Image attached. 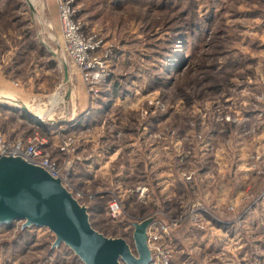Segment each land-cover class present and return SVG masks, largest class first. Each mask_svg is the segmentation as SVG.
<instances>
[{
	"label": "rangeland",
	"instance_id": "1",
	"mask_svg": "<svg viewBox=\"0 0 264 264\" xmlns=\"http://www.w3.org/2000/svg\"><path fill=\"white\" fill-rule=\"evenodd\" d=\"M54 1L0 0L5 141L44 139L92 227L132 250L152 218L167 264H264V0H72L91 75ZM22 222L0 224V264H83Z\"/></svg>",
	"mask_w": 264,
	"mask_h": 264
},
{
	"label": "water",
	"instance_id": "2",
	"mask_svg": "<svg viewBox=\"0 0 264 264\" xmlns=\"http://www.w3.org/2000/svg\"><path fill=\"white\" fill-rule=\"evenodd\" d=\"M20 108L39 118L25 104ZM12 221H23L22 228H48L54 234L52 246L63 243L83 264H148L151 261L147 228L152 218L132 222V250L123 238L107 237L95 230L87 207L74 198L59 178L21 156L0 154V224Z\"/></svg>",
	"mask_w": 264,
	"mask_h": 264
},
{
	"label": "built area",
	"instance_id": "3",
	"mask_svg": "<svg viewBox=\"0 0 264 264\" xmlns=\"http://www.w3.org/2000/svg\"><path fill=\"white\" fill-rule=\"evenodd\" d=\"M56 2L58 6L61 30L66 50L75 64L83 66V69L90 74L89 69L92 68V64L89 61V53L94 49L95 46L91 44L92 42L89 38L81 35L79 31L80 25L79 23H75L74 21L76 10H73L71 7L72 0H56ZM89 74L84 75V78L90 80L88 79V77L92 76H90L91 74ZM45 145L46 141L42 138H33L31 140L29 139L27 143H22L21 141L8 142L5 141V139L0 134L1 155H18L21 156L24 160L42 167L51 176L59 178L64 187L72 193L74 198H77V196H79L78 193H73L70 189L68 173L66 172L68 171V167L62 168L56 162V160L49 158L48 153L43 150ZM60 149L64 150L65 147H61ZM258 200L264 202V192L259 195ZM109 209L112 218H115L116 215L121 212L122 208L117 198H114L110 201ZM165 227L166 226L164 224H159L158 227L156 226L154 228H152V226L150 225L148 226L147 245L150 249L155 248H153L152 243H156L157 241H159V236H157V234L158 232H161V228L163 229V232L165 234L167 233L168 230L165 229ZM157 253L158 254L156 257H154L153 253H151V261L148 264H167L170 258L169 254H164L163 251H158ZM120 263L124 264L123 262Z\"/></svg>",
	"mask_w": 264,
	"mask_h": 264
},
{
	"label": "bare ground",
	"instance_id": "4",
	"mask_svg": "<svg viewBox=\"0 0 264 264\" xmlns=\"http://www.w3.org/2000/svg\"><path fill=\"white\" fill-rule=\"evenodd\" d=\"M52 100V103H56V98L55 96L51 99ZM36 110V109H35Z\"/></svg>",
	"mask_w": 264,
	"mask_h": 264
},
{
	"label": "trees",
	"instance_id": "5",
	"mask_svg": "<svg viewBox=\"0 0 264 264\" xmlns=\"http://www.w3.org/2000/svg\"><path fill=\"white\" fill-rule=\"evenodd\" d=\"M172 53H173L172 55H174V56H175V51H174V52H172ZM172 55H171V56H172Z\"/></svg>",
	"mask_w": 264,
	"mask_h": 264
},
{
	"label": "crops",
	"instance_id": "6",
	"mask_svg": "<svg viewBox=\"0 0 264 264\" xmlns=\"http://www.w3.org/2000/svg\"><path fill=\"white\" fill-rule=\"evenodd\" d=\"M54 1V0H53ZM54 3H55V1H54Z\"/></svg>",
	"mask_w": 264,
	"mask_h": 264
}]
</instances>
